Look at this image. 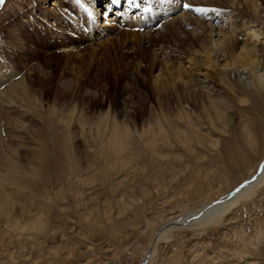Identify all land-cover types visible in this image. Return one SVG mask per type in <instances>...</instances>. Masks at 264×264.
Listing matches in <instances>:
<instances>
[{
	"label": "rangeland",
	"instance_id": "1",
	"mask_svg": "<svg viewBox=\"0 0 264 264\" xmlns=\"http://www.w3.org/2000/svg\"><path fill=\"white\" fill-rule=\"evenodd\" d=\"M43 1L0 7V72L23 67L34 93L15 106L0 96V264H143L160 227L261 171L264 93L242 94L233 72L231 87L214 67L198 71L193 49L173 65L159 56L150 67L157 38L136 41L119 27L80 32L76 19L92 14L86 5ZM206 5L217 7L214 19L223 9ZM239 9L223 25L243 22ZM183 38L191 39L181 29L164 45L175 49ZM170 65L186 70L183 78ZM207 80L226 98L220 104L201 87ZM263 181L215 224L167 229L149 264H264Z\"/></svg>",
	"mask_w": 264,
	"mask_h": 264
},
{
	"label": "bare ground",
	"instance_id": "2",
	"mask_svg": "<svg viewBox=\"0 0 264 264\" xmlns=\"http://www.w3.org/2000/svg\"><path fill=\"white\" fill-rule=\"evenodd\" d=\"M50 1L51 0H45L43 1V4L50 3ZM72 1L75 2L76 0ZM179 1L79 0L82 5H86L84 6V9L88 10L89 13L92 11V14L91 16L87 14H83V16L80 17L78 16V18L76 19L77 21L75 22H77L76 24L80 32L85 29H89L94 34L97 31L100 35H102L106 34L108 31V33H110L115 28L119 27L121 29L124 28V34L135 35L134 37L136 41L143 40L145 42L147 41L152 43L153 39L157 38L160 46L154 51H151V53L148 54L147 57V61L149 62L150 67L158 65L159 56H162L167 60L168 63L170 62V64L173 65V63L175 64L176 61L179 62L183 58L180 57V55L187 54L188 50L193 49L194 51L191 50L188 56L190 58L189 62L195 64L198 71L205 69V66L214 67V69L216 70V78L223 82L225 85L231 87L233 84L232 80L229 77V72H233L235 75L234 77H238L239 81L243 85L242 89L239 90L242 92V94L247 96H249L250 94L253 95V92L263 94L264 58H261V55H259V52L262 49L258 48L260 47V45L264 46V8H262V3L259 0H245V2L243 0L242 2H240V0H231L232 6L236 4L238 8H240L239 10L242 14L241 18L244 20L243 22L240 21L241 23L236 21L238 24L236 22H233L232 24L229 23V25L231 26H226V24L223 25L224 19L229 20V17H236V14L234 15L233 11L238 8H232L233 11L231 12L227 11V9H224L226 7H221V5L215 1H185L186 3L193 6H200L203 3L210 5L214 4L215 6L219 5L223 9L221 11H218V16H215L216 18L214 19L212 16V14L214 13L213 11L207 12L208 14L196 13L190 9H184L183 5L179 3L181 6L180 7L178 4ZM205 4H203V6ZM242 4L246 9L242 8ZM206 6L208 7L209 5ZM211 7L213 8V6ZM248 7L250 8L248 9ZM84 9H82V11ZM135 11L138 12L133 13ZM100 12L101 15H99ZM170 16L172 18L168 19L170 18ZM201 16L208 17V21H206ZM100 17L101 23L99 20ZM238 17H240V15ZM238 17L236 18V20L238 19ZM60 18L61 14L57 10L56 13H54V19H56L57 21ZM216 19H218L217 22ZM232 20L233 19H231V21ZM211 22H213V25L210 28L203 27L204 24H210ZM54 24L56 25V23ZM222 25L225 28L221 27ZM52 27L54 26H48L49 30H51ZM165 27L166 31L160 30V28L163 29ZM170 27L171 29L169 30ZM55 28L52 30V32L55 31ZM58 28L59 27H57V29ZM181 29L187 31L188 37L190 36L191 38L190 41H186L183 38V40H180V44L177 45L175 49L169 45H164V42L167 41L166 39L168 38L169 34L175 35ZM239 30L244 32L241 33L239 32ZM240 33L244 34L246 38H240ZM67 41L68 43H74L73 38H68ZM10 42L13 41L10 40ZM64 44L65 42H63V45ZM238 49H240V51H238ZM191 55H193V57H191ZM202 61H205L206 63L203 64ZM23 62L25 61H20L21 64H23ZM174 68L173 66H171L170 68L167 67V69L171 71V74H177L181 78H183L182 75L185 74L186 70L175 71ZM209 75L210 74L207 73L205 77H208ZM31 78V73L24 72L23 67L19 65L18 67H14L13 64H9V66L1 69L0 72V96L10 106L19 105L16 100H20L23 102L31 100V98L34 97V93L32 91L33 84L32 82H30ZM204 83L205 84H203L201 87H204V91H206L207 95H209V97H211L216 104H218L219 102H223V100L226 99L221 98V94H218V90H214L209 87V80L204 81ZM205 87H207V90ZM213 105L216 106L215 104ZM117 130L118 127L117 124H115L114 132L116 135V139L114 138V142L115 145H117V147L121 149L124 138L117 137ZM11 173H13V171ZM0 180L4 181V177H0ZM262 180H264V161L262 163L261 171L253 180L248 179L241 186L231 192L226 193L218 200L190 210L188 213L172 221L170 226H167L168 224H164L158 230V232L160 233L157 232V234H155V236L151 240L147 251V258L143 259L142 263L149 264L151 256L155 250V244L158 237L162 235L167 229L179 227V225L181 227H197L204 224L211 225L217 223L234 207H236L240 203H243V200H245L247 195L253 189H255L257 184H259ZM3 187L4 184L0 186V195L3 192L2 190H4ZM10 200L11 198H9V196H6V201Z\"/></svg>",
	"mask_w": 264,
	"mask_h": 264
},
{
	"label": "snow or ice",
	"instance_id": "3",
	"mask_svg": "<svg viewBox=\"0 0 264 264\" xmlns=\"http://www.w3.org/2000/svg\"><path fill=\"white\" fill-rule=\"evenodd\" d=\"M183 7L185 9H190L196 13H207L209 11H216V9H212V8H208V7H204V6H193V5H190L188 3H185L183 5Z\"/></svg>",
	"mask_w": 264,
	"mask_h": 264
}]
</instances>
